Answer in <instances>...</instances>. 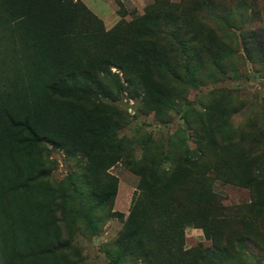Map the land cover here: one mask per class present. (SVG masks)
<instances>
[{"label": "rangeland", "instance_id": "374dc122", "mask_svg": "<svg viewBox=\"0 0 264 264\" xmlns=\"http://www.w3.org/2000/svg\"><path fill=\"white\" fill-rule=\"evenodd\" d=\"M79 2L109 30L142 15L153 0ZM224 3L225 10L186 16L184 32L198 35L196 41L184 32L166 38L169 59L157 71L167 90L160 115L128 90L113 101L99 98L118 122L114 137L102 141L113 164L99 184L115 188L112 201L92 195L83 155L43 143L9 147L0 115V264H148L118 242L139 182L133 171L143 164L152 171L182 170L203 145L216 164L206 177L217 204L252 201L251 190L235 178H264V0ZM26 7L34 4L0 0V101L21 109L27 99L44 98L38 86L28 87L26 68L48 59L26 46L32 32L23 25ZM28 71L38 76L45 70ZM41 111L60 123L55 109ZM183 232V249L192 252L195 264H264V252L248 242L237 245L228 260L201 259L215 251L213 239L188 224Z\"/></svg>", "mask_w": 264, "mask_h": 264}, {"label": "trees", "instance_id": "16d2710c", "mask_svg": "<svg viewBox=\"0 0 264 264\" xmlns=\"http://www.w3.org/2000/svg\"><path fill=\"white\" fill-rule=\"evenodd\" d=\"M23 2L34 4L23 8V25L32 30L26 46L37 47L48 57L30 67L46 72L37 76L26 68L25 81L30 89L38 86L44 98L40 103L27 99L23 109L0 101L2 140L13 149L43 143L83 155L92 195L99 202L112 201L115 188L99 184L113 164L102 141L114 137L118 122L102 109L99 98L113 101L119 91L128 90L132 97H142L147 111L160 115L167 100V90L157 77L169 59L165 40L184 32L187 15L225 10L224 0H153L142 15L109 30L79 0ZM184 33L194 41L198 38ZM48 107L58 112V125L54 117L41 115ZM197 152L186 159L182 170L176 166L152 171L143 164L133 171L139 182L118 242L136 250L148 264H195L192 252L183 249L187 224L202 228L215 243V251L201 259L228 260L232 250L245 242L264 252V178L258 173L237 176V183L251 190L252 201L218 205L206 177L216 164L208 159L207 146Z\"/></svg>", "mask_w": 264, "mask_h": 264}]
</instances>
